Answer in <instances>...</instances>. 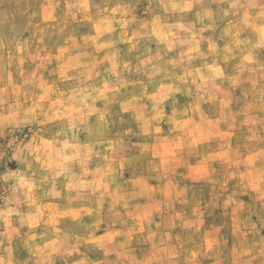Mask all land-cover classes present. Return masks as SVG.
I'll return each instance as SVG.
<instances>
[{
    "label": "clouds",
    "instance_id": "1",
    "mask_svg": "<svg viewBox=\"0 0 264 264\" xmlns=\"http://www.w3.org/2000/svg\"><path fill=\"white\" fill-rule=\"evenodd\" d=\"M0 264H264V0H0Z\"/></svg>",
    "mask_w": 264,
    "mask_h": 264
}]
</instances>
